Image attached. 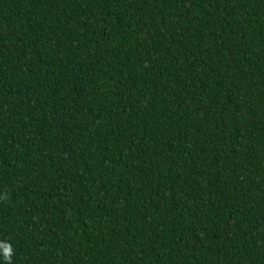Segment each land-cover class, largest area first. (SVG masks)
Instances as JSON below:
<instances>
[{"label":"trees","instance_id":"16d2710c","mask_svg":"<svg viewBox=\"0 0 264 264\" xmlns=\"http://www.w3.org/2000/svg\"><path fill=\"white\" fill-rule=\"evenodd\" d=\"M0 243L264 264V0H0Z\"/></svg>","mask_w":264,"mask_h":264},{"label":"clouds","instance_id":"9594fccd","mask_svg":"<svg viewBox=\"0 0 264 264\" xmlns=\"http://www.w3.org/2000/svg\"><path fill=\"white\" fill-rule=\"evenodd\" d=\"M0 250H2L5 264H13L12 256L14 255V250L12 245L10 243H0Z\"/></svg>","mask_w":264,"mask_h":264}]
</instances>
